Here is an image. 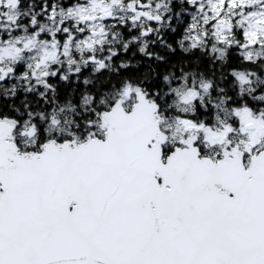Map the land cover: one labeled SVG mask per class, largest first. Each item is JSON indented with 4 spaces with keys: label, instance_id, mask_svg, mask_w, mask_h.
<instances>
[{
    "label": "snow or ice",
    "instance_id": "snow-or-ice-1",
    "mask_svg": "<svg viewBox=\"0 0 264 264\" xmlns=\"http://www.w3.org/2000/svg\"><path fill=\"white\" fill-rule=\"evenodd\" d=\"M0 264H264V0H0Z\"/></svg>",
    "mask_w": 264,
    "mask_h": 264
}]
</instances>
